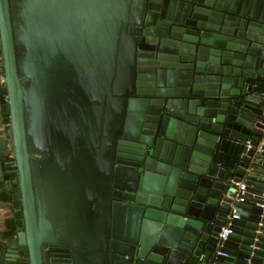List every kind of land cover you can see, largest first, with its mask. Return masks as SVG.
Returning a JSON list of instances; mask_svg holds the SVG:
<instances>
[{
	"label": "water",
	"instance_id": "obj_1",
	"mask_svg": "<svg viewBox=\"0 0 264 264\" xmlns=\"http://www.w3.org/2000/svg\"><path fill=\"white\" fill-rule=\"evenodd\" d=\"M31 3L23 72L0 0V264H206L241 180L215 262L264 264V0Z\"/></svg>",
	"mask_w": 264,
	"mask_h": 264
},
{
	"label": "rangeland",
	"instance_id": "obj_2",
	"mask_svg": "<svg viewBox=\"0 0 264 264\" xmlns=\"http://www.w3.org/2000/svg\"><path fill=\"white\" fill-rule=\"evenodd\" d=\"M24 7H28L25 11V13L27 14V16H24L22 13V11H24L22 9V5L21 7L19 6V3L16 2L15 7H16V17L18 20V24L21 23L22 25L23 22L25 23V28L29 29L28 30V36L31 40V42H33L34 44L38 43V39L37 37L39 36L38 32L39 30L42 31L43 28L45 27H53V15L51 13V9L45 8V6H41L40 7H36V4L32 5L33 3H31V0H23L22 1ZM33 6V8L31 6ZM30 10L33 12H41V17L37 20L36 16L32 15ZM40 15V14H39ZM19 32H21V30H19ZM73 32L71 31L70 34V39L73 40L74 37L72 36ZM73 38V39H72ZM19 45H20V51H19V58H20V63H21V70L23 72H26L28 70V67H26L27 62H33V66L32 68L29 69L28 72H35L36 70L40 69L43 66V59H44V52H38V51H26L23 50V43H25V40L21 37L20 33H19ZM35 39V40H34ZM42 42V41H41ZM25 45V44H24ZM27 117L28 120H30V112L27 108Z\"/></svg>",
	"mask_w": 264,
	"mask_h": 264
},
{
	"label": "built area",
	"instance_id": "obj_3",
	"mask_svg": "<svg viewBox=\"0 0 264 264\" xmlns=\"http://www.w3.org/2000/svg\"><path fill=\"white\" fill-rule=\"evenodd\" d=\"M264 146V127L262 130V136L260 141L258 142L256 153H260ZM237 190L234 197V202L231 204L230 210L225 216L224 224L221 226L220 231L218 232V248L215 251V255L206 263V264H217L215 262L216 254L227 255L228 253L225 250H221L219 246L224 245V240L228 238L233 231V224L235 223L236 219L241 217V214L238 212L239 205L237 201H244V193L248 192L249 185L248 182L245 180H241L240 182L236 183ZM261 196L264 197V191L261 192Z\"/></svg>",
	"mask_w": 264,
	"mask_h": 264
},
{
	"label": "flooded vegetation",
	"instance_id": "obj_4",
	"mask_svg": "<svg viewBox=\"0 0 264 264\" xmlns=\"http://www.w3.org/2000/svg\"><path fill=\"white\" fill-rule=\"evenodd\" d=\"M11 1V5H12V13H13V22H14V26H15V32H16V39H17V48H18V54H19V51H20V45H19V39H18V37H19V33H20V35H21V37L25 40V43H23V50H29V49H41V46H42V44L40 43V41L41 40H39L40 39V32H38L39 34V36L37 37V39H38V43H36V44H34L33 42H31V40H30V38H29V34H28V29H26L25 28V23L23 22V24L24 25H22L21 23H17L18 22V20H17V17H16V7H15V4H16V2L17 3H19V6L21 7V5H22V9L24 10V11H22V13L21 14H23L24 16H27V14L25 13V11H26V9L28 8V7H24V5H23V3H22V1L23 0H10ZM31 6V5H30ZM41 15V12H35V13H33L32 15H34V16H36V18H37V20L41 17L40 15ZM53 15H55V14H53ZM53 18H55V16H53ZM19 30H21V32H19ZM40 31V30H39ZM35 40V39H34ZM25 44V45H24ZM45 47V46H44ZM44 47L42 48V49H44ZM20 59V58H19ZM3 117H4V114L2 113V111L0 110V122L2 121V119H3ZM14 186H16L15 184H14ZM15 207H18V206H15ZM14 208V207H13ZM12 213V214H11ZM13 213H16V215L14 216L13 215ZM10 215H11V218H13V221H15V222H17L18 223V225L20 224V221H19V218L21 217V215H22V212H21V210L19 209V210H17V211H10V213H9ZM8 217H9V215H8ZM6 218L5 219V221H7L9 218ZM1 219V218H0ZM3 224V223H2ZM1 224V225H2Z\"/></svg>",
	"mask_w": 264,
	"mask_h": 264
},
{
	"label": "crops",
	"instance_id": "obj_5",
	"mask_svg": "<svg viewBox=\"0 0 264 264\" xmlns=\"http://www.w3.org/2000/svg\"><path fill=\"white\" fill-rule=\"evenodd\" d=\"M260 155H259V158H258V160L260 159V160H264V146H263V149H262V151L259 153ZM247 178V175L245 176V178L244 179H246ZM245 181V180H244ZM252 203V202H251ZM5 208V207H4ZM8 210H9V212L8 213H10V211L12 210V207H9V205L6 207ZM5 208V209H6ZM10 208V209H9ZM250 211V210H249ZM3 212V210H1L0 211V214ZM14 212V211H13ZM12 214V213H11ZM9 215V217L8 218H10L9 219V224L10 225H12V220H13V218H11V215L10 214H8ZM13 215L15 216L16 215V213H13Z\"/></svg>",
	"mask_w": 264,
	"mask_h": 264
},
{
	"label": "trees",
	"instance_id": "obj_6",
	"mask_svg": "<svg viewBox=\"0 0 264 264\" xmlns=\"http://www.w3.org/2000/svg\"><path fill=\"white\" fill-rule=\"evenodd\" d=\"M10 219V218H9ZM9 219L7 220L8 221V223H9ZM13 221V220H12Z\"/></svg>",
	"mask_w": 264,
	"mask_h": 264
}]
</instances>
